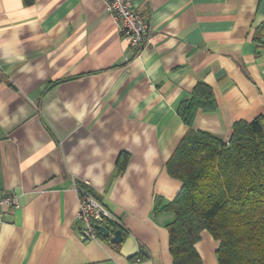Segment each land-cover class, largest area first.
<instances>
[{
  "label": "crops",
  "instance_id": "0c3cea01",
  "mask_svg": "<svg viewBox=\"0 0 264 264\" xmlns=\"http://www.w3.org/2000/svg\"><path fill=\"white\" fill-rule=\"evenodd\" d=\"M133 4L152 43L132 53L102 0H0V193L20 196L0 264H174L162 208L183 187L166 168L189 130L179 107L208 85L217 108L192 129L224 141L264 116V0ZM83 181L120 222L108 238L81 239ZM218 248L203 231V264Z\"/></svg>",
  "mask_w": 264,
  "mask_h": 264
},
{
  "label": "trees",
  "instance_id": "16d2710c",
  "mask_svg": "<svg viewBox=\"0 0 264 264\" xmlns=\"http://www.w3.org/2000/svg\"><path fill=\"white\" fill-rule=\"evenodd\" d=\"M216 108L213 90L199 83L178 109L189 130L166 168L183 187L162 208L174 215L168 225L173 262L203 264L196 244L207 231L219 243V264H264V116L236 122L227 141L192 129L199 110ZM129 159L120 155V173Z\"/></svg>",
  "mask_w": 264,
  "mask_h": 264
},
{
  "label": "built area",
  "instance_id": "2783aa9c",
  "mask_svg": "<svg viewBox=\"0 0 264 264\" xmlns=\"http://www.w3.org/2000/svg\"><path fill=\"white\" fill-rule=\"evenodd\" d=\"M102 1L120 35L128 44L129 52H137L152 43L148 21L136 10L133 0ZM89 186L87 181L75 182V191L79 198L77 219L82 224L81 239L84 242L100 240L98 226L107 228L109 222L120 225L119 220L90 193ZM19 199L20 196L14 192L0 193V228L4 223V216L19 207Z\"/></svg>",
  "mask_w": 264,
  "mask_h": 264
},
{
  "label": "water",
  "instance_id": "95a60500",
  "mask_svg": "<svg viewBox=\"0 0 264 264\" xmlns=\"http://www.w3.org/2000/svg\"><path fill=\"white\" fill-rule=\"evenodd\" d=\"M97 229L103 234L105 238L109 237V231L104 226H98ZM123 240V234L121 231L115 232V235L112 238V242L116 244H120Z\"/></svg>",
  "mask_w": 264,
  "mask_h": 264
}]
</instances>
